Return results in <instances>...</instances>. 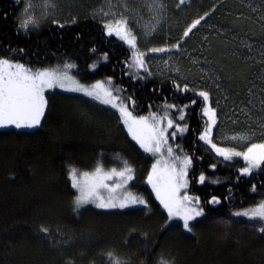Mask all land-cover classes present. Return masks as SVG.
<instances>
[{
  "label": "trees",
  "instance_id": "obj_1",
  "mask_svg": "<svg viewBox=\"0 0 264 264\" xmlns=\"http://www.w3.org/2000/svg\"><path fill=\"white\" fill-rule=\"evenodd\" d=\"M171 4L173 17L183 19L175 29L178 33L169 34L167 45L179 41L176 51L182 48L196 57L197 62L186 60L185 65L206 68L210 87L187 84L190 91L180 92L174 85L182 88L185 83L172 77L154 79L142 70L143 79H132L129 73H134L126 67L129 46L107 35L98 18L80 9L77 13L64 9L66 14L56 23L22 31L19 2L0 0V57L34 70L71 63L76 67L70 72L81 83L111 79L113 88L123 90L118 95L135 101L129 106L135 116L150 112L162 116V106L170 104L176 107L168 110L169 117L176 119L181 114L178 109L189 105L185 119L177 121L187 124L188 130L170 141L179 153L194 157L188 192L199 197L204 211V217L190 223L191 232L167 227L166 212L147 182L152 156L138 147L111 111L54 90L47 94L38 127L0 128V264H110L107 253L120 264H161L162 260L223 264L224 259L209 258L208 251L216 254V250L210 242L206 246L208 223L232 209L264 201V166L238 179L244 165L241 158L219 161L205 149L199 140L205 104L198 93H208L216 114L217 90L237 105L251 97L264 103V0H174ZM93 64L95 69L90 67ZM124 161L134 170L130 189L142 195L146 204L111 210L75 207L70 169L113 168ZM213 196L219 204L208 203ZM41 228L49 229L48 233Z\"/></svg>",
  "mask_w": 264,
  "mask_h": 264
},
{
  "label": "snow or ice",
  "instance_id": "obj_2",
  "mask_svg": "<svg viewBox=\"0 0 264 264\" xmlns=\"http://www.w3.org/2000/svg\"><path fill=\"white\" fill-rule=\"evenodd\" d=\"M105 3L109 10L104 11L102 9V14L106 17L109 15L116 16V12L112 10L114 7L113 0H105ZM128 3L129 0H116L115 7L123 5L124 11L127 12L129 11ZM137 3L140 5V11L156 12L163 8L160 0H137ZM181 3H183V0H181ZM55 8V0H26V6L23 10L25 18L21 20L18 27L24 31H28L30 27H39L40 20L50 15V10ZM30 9L37 14H28ZM131 11L137 12L138 10L131 9ZM203 19L202 16L195 20L185 30L183 36L187 37ZM53 23H56V21H53ZM129 25L130 17L121 14L119 19L106 23L104 27L107 35H115L132 49L130 62L126 63V67L134 73H129L132 75V79H143L144 77L140 76V70H143L148 76L152 75L148 71L146 63L148 53H167L170 49L159 47L148 49L147 53L140 52L137 48V37ZM145 28L147 29L146 35H151V32L155 30L154 26L149 29L147 24ZM179 43L178 41L172 47L178 48ZM103 59L106 60L107 56L105 55ZM164 63L167 64L168 62L164 61ZM75 67L74 64L65 63L62 68L57 66L33 70L24 64L14 63L7 58L0 57V127L11 125L19 129L38 126L46 107L45 91L54 88L81 93L83 96L98 101L102 105H108L116 109L131 138L145 153L158 157L152 165V171L148 175L147 182L152 185L156 198L167 211L168 220L179 219L183 222V228L191 232L190 221H195L198 217L204 215V211L200 207L199 197L190 196L187 192L189 186L188 173L189 169L192 168L194 157L187 154L183 156L176 155L173 146L169 144L170 139L175 141L178 135H182L188 130L187 124L181 126L177 121L185 119L184 109L188 108L189 105L178 109L181 114L176 119L169 117L168 110L176 107L170 104L162 106L164 109L162 116L156 112H150L147 116H133L129 106H134L135 101L131 97L118 95L123 90L113 88L111 79L84 85L69 74V70ZM90 67L95 69L96 64ZM174 86L180 92L190 91L187 84H184L182 88L179 85ZM198 95L203 98L205 107L202 111L203 115L208 118L207 125L199 139L211 145L216 154L222 156L225 161L232 160L235 157L243 158L246 166L239 169L240 177L238 179L248 176L254 170L264 166V143L251 144L244 152L218 147L215 143H212L213 127L216 124V111L208 106L209 95L207 92L201 91ZM192 103L195 104L196 101L193 100ZM170 130L172 131L170 132ZM230 139L243 141L247 140L248 136L241 134L232 136ZM165 152L167 157L164 155ZM212 167H215V165ZM133 171L127 161H124V167L119 171L113 168L105 172L100 165H97L92 173H78L77 169H71L69 171L71 186L79 193L75 198L76 208L79 209L89 203L102 209L126 208L132 205L146 204L143 198L133 195L131 192L117 191L126 188L134 178ZM113 177L118 178L119 182L114 185L106 183V181L112 180ZM205 179L206 177L202 173L199 182L203 184ZM218 182L213 181V183ZM182 190H184L183 194H181ZM102 191L108 193L107 197L102 195ZM252 191H255V185H253ZM208 203L219 204L220 200L213 196ZM233 215L264 221V201L249 209L235 212ZM41 231L48 233L49 229L41 228ZM259 231L264 233V227ZM107 255L111 258L110 264H120L112 253H107ZM161 264H168V262L162 260Z\"/></svg>",
  "mask_w": 264,
  "mask_h": 264
},
{
  "label": "rangeland",
  "instance_id": "obj_3",
  "mask_svg": "<svg viewBox=\"0 0 264 264\" xmlns=\"http://www.w3.org/2000/svg\"><path fill=\"white\" fill-rule=\"evenodd\" d=\"M16 1L19 2L18 12H19V24H20L21 20L25 18V14L23 10L26 6V0H16ZM173 1L174 0H160V3L163 5V8L159 9L156 12H148V11L139 10L140 5L139 3H137V0H129L128 3L129 11L125 12L123 5H121L120 7H115L116 0H113L114 7L112 10L116 12V16L109 15L106 17L102 14L101 11L102 9L104 11L109 10L107 4L105 3V0H55L56 8L54 10H50V15L40 20L39 27L47 22L56 21L57 17L66 14L64 9H68V10L73 9L74 13H77V11L80 9L83 11V13L85 12L84 13L85 15L94 16L104 24L109 23L114 19H119L121 14H126L130 17L129 26L132 28L133 33L137 37V48L139 49L140 52L147 53L148 49L159 48V47H165L170 49V51L167 53H148L146 57V63L148 65V71L152 73L151 76L154 79L172 77L175 79L176 83L180 82V83L189 84L193 88L201 87L203 85H205V87L206 85L210 87L209 86L210 79L208 80V78H210L211 75H209L210 77H207L206 68L204 70H201L200 69L201 67L196 69L193 67V65L190 66L189 63H188L189 66L185 65L186 60L187 62L189 61L192 64L197 62L196 57L192 56V54L187 52L185 49L181 48L179 53L178 51L175 50V48L169 47L170 45H167L168 39L171 36H175L178 33L175 29L178 25H181L179 23L183 19V17L177 19L173 17L174 15L170 11L171 8L170 6L172 5L171 2ZM131 9H137L138 11L132 12ZM28 14H37V13L30 9ZM146 24L148 25L149 29H151L152 26H154L155 28V30L151 32V35L145 34L147 30L145 28ZM39 27H35V28L30 27V29H37ZM171 32L174 33V35H171L169 37V34ZM131 55H132V49L129 47V60ZM164 61H167L168 63L165 64ZM70 71L71 69L69 70V74L72 75ZM82 84L91 85L93 83L90 84L82 83ZM53 90L67 92L60 88L46 90L45 100L47 98V94ZM67 93L78 95L79 97L84 98L85 100L93 103L95 106L99 108L109 110L111 111L112 115L120 119L119 112L108 105H102L98 101H94L89 97L83 96L81 93H74V92H67ZM214 103L218 104L219 109L216 114V124L213 127L212 143H215L218 147L234 149L235 151H240V152L246 151L247 148L251 146V144L264 143V103L263 104L258 103V99H257V103H255V98L251 97L250 101L248 99V101L246 102H241L242 103L241 105H237L238 103H234L233 101H231V99L226 97L223 94V92H218V90L214 96ZM208 106L211 107L209 102H208ZM204 119H205V126L201 131V133L204 131L208 121V118L206 116H204ZM9 127L16 128L15 126H11V125L0 128H9ZM33 128H19V129H33ZM125 129L127 131L126 127ZM201 133H199V136L201 135ZM241 134L247 135L248 139L243 141L230 139L232 136H237ZM200 141L205 146V149L208 152L212 153L217 160L225 161L222 156H218L216 154V152L211 148V145L206 144L202 140ZM169 144L174 148V144H172L170 140H169ZM141 150L143 151V149ZM174 151L176 155L183 156V154L179 153L177 150H175V148ZM150 155L153 158V162L151 164L149 173L152 171V165L156 162L158 158L156 156H153L152 154ZM164 155L165 157H167L166 152L164 153ZM236 158H241V162H243L244 164L242 166L243 167L246 166V162L243 160L242 157H236ZM225 162H231V160ZM123 167H124V163H122V165L120 166L113 168L119 171ZM113 168H102V169L103 171L107 172ZM94 170L95 168L92 170H83V171L77 170V171L78 173H84V172L92 173L94 172ZM117 182L119 181L118 178L116 177H113L112 180L106 181V183H108L109 185H114ZM130 182L128 183L125 189H118L117 191L131 192L133 195L143 198L142 195L130 189L129 186ZM149 186L153 191L152 185L149 184ZM74 191H75V196H74V204H75V198L79 193L76 189H74ZM183 191L184 190H182L181 194H183ZM153 194L156 197V193L154 191ZM102 195L107 197L108 193L106 191H102ZM189 195L192 196L191 194ZM84 206H92L97 208L95 204H91V203L86 204ZM133 206H140V205H132L129 207H133ZM249 208L232 209L224 214L217 215L216 217L212 218L209 221L208 223L209 228L206 230H210V235L205 236L204 239H206V246H207V242H210L213 249L216 250V254L213 253V250H211V252L208 251V254L210 255L209 258L210 257L212 258V256L214 258L216 256L217 259H224L223 264H230L232 260H234V262L237 261L238 264H264V233H261L259 231L262 227H264V221L249 219L247 217H236L233 215L235 212L243 211ZM97 209L111 210V209H124V208H111V209L97 208ZM165 212L168 221L167 227L172 228L176 226L177 228H181L184 231H186L182 226L183 223L182 221H180L179 219H174L172 221H169L167 211L165 210ZM202 217H198L197 219ZM191 222L192 221H190V223ZM206 227L208 226L206 225Z\"/></svg>",
  "mask_w": 264,
  "mask_h": 264
}]
</instances>
